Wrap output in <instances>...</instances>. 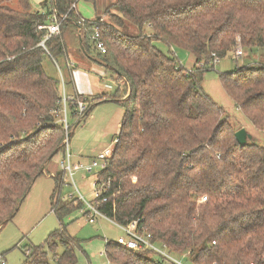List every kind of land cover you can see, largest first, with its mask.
Returning a JSON list of instances; mask_svg holds the SVG:
<instances>
[{"label": "trees", "instance_id": "1", "mask_svg": "<svg viewBox=\"0 0 264 264\" xmlns=\"http://www.w3.org/2000/svg\"><path fill=\"white\" fill-rule=\"evenodd\" d=\"M16 1L19 10L0 3V231L35 182L49 175V162L65 154L73 127L112 101L126 111L114 156L101 174L110 187L99 199L100 211L124 226L139 220L155 242L188 264H264V147L241 146L238 130L203 88L206 72L234 53L238 39L243 50H264V0H117L111 6L117 14L106 11L109 27L99 20L79 25V0H47L37 12L30 0ZM54 15L66 18L60 35L46 40L48 31L40 28ZM128 24L136 36H129ZM97 27L105 54L95 48ZM72 48L124 84L114 96L80 95L87 110L67 132L58 114L60 82L47 74L45 60L65 59ZM173 49L190 53L194 67L186 69ZM220 81L264 134V64L239 67ZM69 110L76 119V104ZM61 176H52L51 202L60 229L26 247L25 264H80V241L63 219L82 205L60 201ZM106 253L111 264H160L149 252L118 243H107Z\"/></svg>", "mask_w": 264, "mask_h": 264}, {"label": "rangeland", "instance_id": "2", "mask_svg": "<svg viewBox=\"0 0 264 264\" xmlns=\"http://www.w3.org/2000/svg\"><path fill=\"white\" fill-rule=\"evenodd\" d=\"M46 1L30 0L32 10L36 12L43 11ZM116 1L97 0L94 5L90 1L79 0L77 2V12L87 21L95 22L99 20L100 24L109 27L111 17L106 11L110 10V14L116 15V11L111 7ZM0 3L19 10L16 0H0ZM127 27L129 36L137 35L138 32L134 26L128 24ZM156 45L166 53L169 50L162 43H156ZM243 51L244 56L237 61L233 59V53H230L226 58L214 64V68L205 74L203 88L224 109V118H227L236 130L244 129L246 131L248 136L247 143H255L264 147V134L257 130L240 112L239 108L222 89L220 81L221 75L233 72L239 67H256L264 64V50L252 49ZM69 52V59L72 57L71 64L76 66L75 69L73 68V76L76 77L78 73H84L88 75L90 80V84L87 82L83 84V88L87 87L88 93V96H84V98H90L91 100L97 98L98 95L95 93L114 96L117 90L122 88V80L117 79L106 67L88 58L83 52L75 48L70 49ZM170 53H173L186 69L194 67L195 60L190 53L180 49H173ZM65 65L64 58L58 60V62H53L50 59L45 60L46 72L60 82L62 96L63 84L67 95L71 94L73 88L69 78L66 76ZM85 66H88L89 69L83 68ZM75 96L79 98L80 95L75 94ZM125 111V108L116 102H103L93 109L85 122L75 128L73 127L72 137L69 142V148L73 156L72 163L79 161L88 163L102 151L113 148L118 140L119 125L123 121ZM76 122L77 119L70 115V125L74 126ZM63 160L64 155L59 154L49 162L46 167V172L49 175L44 174L35 182L16 217L0 231V257L3 256L7 264H25V248L43 244L53 232L60 229L61 223L51 211L52 194L55 189V180L51 177L52 175L62 174L63 186L58 190L60 201L64 204L73 202L76 207L79 205L74 198H71L72 196L77 197L74 184L61 171ZM89 177L90 175L78 173L75 181L79 191L88 201H91L93 200V192ZM63 223L67 226L69 234L80 241L76 249L80 264H111L106 253L107 243L112 242L115 245L118 239L124 236L121 229L106 219H99L95 224H90L80 210L64 217ZM63 251V248L59 249V253ZM151 257L155 259V256L151 255ZM183 262L188 264L185 259H183Z\"/></svg>", "mask_w": 264, "mask_h": 264}, {"label": "built area", "instance_id": "3", "mask_svg": "<svg viewBox=\"0 0 264 264\" xmlns=\"http://www.w3.org/2000/svg\"><path fill=\"white\" fill-rule=\"evenodd\" d=\"M65 18L66 16H63L62 20H59L58 17L54 15L52 23L50 25L40 28L46 29L48 31L46 40L50 39L51 37L60 35L61 21L65 20ZM85 23L86 20L83 18L79 21V25L84 26ZM100 39L101 33L99 31V28L97 27L93 36V40L96 41L95 48L102 54H105L107 49ZM42 45H44V43H42ZM243 56L244 51L241 45V41L240 39H238L237 47L233 53V59L237 61ZM218 62L219 60L216 59L214 61V64ZM70 65L71 67H73L74 64ZM203 65L201 67H203ZM62 89V109L60 112H58V114H60L59 117L61 123L64 125L66 131L69 132V129L71 127L69 123V116L71 115L69 110V104H76L77 106V113L75 114L76 119L80 118L86 112L88 104L85 100H81L76 96L74 97L67 95L65 92L64 84L62 86ZM65 144V154L64 160L61 163V171L69 177V179L72 181L76 188L77 197L72 196L71 198H74L77 203H80L82 205V207L80 208V212L83 216L86 217L90 224H95L99 219L110 220L100 211L99 199H101L103 194L107 192L108 188L110 187V182H105L101 178V174L104 172V170L107 168L110 161L112 160L114 156L115 146L109 150L102 151L97 157L92 158L88 163H83L81 161L77 163H72L73 156L69 148V139L67 137L65 140ZM78 173L90 175L89 183L92 187L93 200L88 201L77 188L75 177ZM205 201V197L200 199V203H203ZM110 221L115 224L119 229H121V231H123L124 233V236L120 237L117 241V243L122 248L130 251H147L151 255L155 256V258L159 261L160 264H186L183 262V259H185L184 257H176V255H174L166 245L155 242L153 235L148 233L144 228L140 227L139 220H135L126 226L120 225L112 220ZM0 264H7L3 256L0 257Z\"/></svg>", "mask_w": 264, "mask_h": 264}, {"label": "crops", "instance_id": "4", "mask_svg": "<svg viewBox=\"0 0 264 264\" xmlns=\"http://www.w3.org/2000/svg\"><path fill=\"white\" fill-rule=\"evenodd\" d=\"M72 49H74V48H72ZM73 54H72V56H73ZM69 56H70V53H69ZM69 56L65 58V63H66L65 66H66V70H67V75L66 76L69 78V81H70V83L72 84V87H73L70 96H74L75 94H79V95H82V96H88L87 95L88 94L87 93V87L83 88V84H84V82H87V83L90 84L89 77H88V75H86L84 73H78V75L76 77L73 76V73H74L73 68L75 69L76 66L71 67L70 64L72 62V59H71L72 57L70 58L71 59L70 60ZM83 68L89 69L88 66H85ZM74 79H75V81H74ZM97 84H98V86H100L99 83H97ZM123 84H124V82L122 83V85ZM95 94L96 95H100V93H95Z\"/></svg>", "mask_w": 264, "mask_h": 264}, {"label": "water", "instance_id": "5", "mask_svg": "<svg viewBox=\"0 0 264 264\" xmlns=\"http://www.w3.org/2000/svg\"><path fill=\"white\" fill-rule=\"evenodd\" d=\"M70 137H71V134H68L67 138L70 139ZM235 137H236L237 142L241 146H245L248 142V136H247L246 131L244 129H241L238 132H236Z\"/></svg>", "mask_w": 264, "mask_h": 264}]
</instances>
